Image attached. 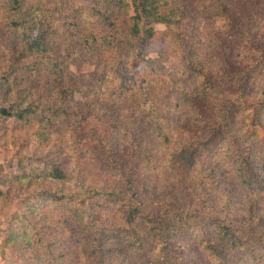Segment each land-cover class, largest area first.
Wrapping results in <instances>:
<instances>
[{
  "label": "trees",
  "instance_id": "obj_1",
  "mask_svg": "<svg viewBox=\"0 0 264 264\" xmlns=\"http://www.w3.org/2000/svg\"><path fill=\"white\" fill-rule=\"evenodd\" d=\"M24 1L7 0L2 5L7 7L8 32L4 33L6 42L2 48L5 66L0 76V96L9 98L12 91L15 114L7 107H0V116L15 115L21 119L25 112H31L37 95L51 98L52 108L43 107L38 112H50L47 117L58 118L64 125L68 123L69 128L79 121V116L87 120V140L106 152L109 161L115 151L111 124L128 128L133 120H138L139 130L132 132L138 144L146 136L151 147L158 144L167 149L166 158L177 177L173 179V189L162 194L167 199L163 202L160 196L146 200L131 177L114 175V179L125 182L116 180L109 184L108 179L102 189L91 183L87 188L81 185L80 191L68 189L59 196L51 193L52 189H37L34 184L39 185L43 180H34L31 172L21 170L11 179L19 185L25 183V195L33 199L26 203L23 200L27 195L24 196L7 221L2 230V247L15 250L21 257L26 255L29 264H56L60 259L67 261L66 264H167L170 253L167 250L175 247L182 253L192 254L198 246L207 247L213 253L214 264H264V198H260L264 196V0H208L212 6L207 14L220 17L225 30L220 33L225 41L220 42L218 32V42L213 39L216 42L206 58V52L195 48L199 42L191 40V36L185 38L178 31L181 19L186 17L182 9L189 8L186 0H86L91 2L92 9L103 8V18L108 19L112 14L121 18L119 32L131 40L137 56L148 53L144 45L153 36L152 25L165 26L151 47L157 55L149 64L153 76L139 79L147 86V95L157 90L160 81L165 83L163 64L178 52L194 71L197 82L203 83L199 92L186 87L159 90L163 92L153 95L147 107L141 106V100L134 105L135 98L126 94L128 82L123 79L128 76L121 74L122 58L123 53L128 57L130 50L113 53L112 43L121 39L112 21H106L103 26L110 37L102 35L105 40L100 43L93 38L87 45L88 39L82 34L85 36L82 42L91 48L94 60L102 62L104 67L89 74L83 90L85 100L66 106L80 82V75L66 77L61 67L64 62L52 56L55 47L52 44H58L59 40L46 19L53 11L62 12L61 7L68 9V5L55 0L54 7L41 11L30 9L29 5L24 7ZM79 9L75 8V13L79 14ZM168 37L178 44L169 46L176 52L166 47ZM105 50L109 53L105 54ZM66 78L72 86L65 83ZM29 86L35 87V97L30 98L34 90H29ZM103 87L107 91L103 107L111 113L105 125L100 124L99 117L96 124L88 116L91 101L99 103V90ZM131 93L138 96L133 87ZM124 94L133 99L131 107L137 112L122 117L120 113L126 102L117 98ZM179 104L187 106L177 110L181 107ZM43 139H47L46 134ZM148 150L158 161L155 156L159 150L153 147ZM146 151L147 148L143 153ZM138 155L141 162L143 154ZM146 156L151 161L149 153ZM152 163L151 168L158 167L156 162ZM224 165L233 168L246 191L240 194L249 203V216L243 222L229 218L232 208L229 198L225 199L219 192L212 196L210 190L206 198L203 183L207 186L215 183V174ZM100 166L108 168L105 162H100ZM198 168L200 172L196 173ZM47 170L62 180L64 171L59 165L53 164ZM82 171L81 181H91L89 169ZM7 179L3 178V182ZM0 194H3L1 190ZM219 198L228 209L226 213L221 214L214 204L206 205ZM154 199L158 201L155 204ZM88 202L92 203L91 212L101 221L99 229L92 227V218L89 222L86 220L90 211ZM72 235H78L77 240ZM154 252L157 256L151 257ZM190 260L188 264H195Z\"/></svg>",
  "mask_w": 264,
  "mask_h": 264
},
{
  "label": "rangeland",
  "instance_id": "obj_2",
  "mask_svg": "<svg viewBox=\"0 0 264 264\" xmlns=\"http://www.w3.org/2000/svg\"><path fill=\"white\" fill-rule=\"evenodd\" d=\"M61 1L65 5H68V9L60 6L63 11H53L51 15L47 16L46 20L47 22L49 21L55 30L54 33L57 34L56 38L59 40L58 44H52L55 45V47L51 54L64 62L61 65L63 74L66 77L75 76L78 78L80 75V82L74 87L76 90L66 101V106L71 107V103L75 101L82 103L85 100L83 90L86 89H84V84L88 83L90 78L89 74L95 70H103V63L94 60L95 58L91 48L86 47L82 40L86 36L88 45L93 41V38L96 39L98 43L105 40L102 35L106 34L109 38L110 35L103 27L106 21L108 23L110 21L115 22V28L118 29L117 37L121 39L119 42H116V44L112 43V47L114 48L113 53H123L124 51L130 50L128 57L123 53L124 57L122 58V64L124 67L121 70V74L124 75V77L126 74L128 76V78L123 79L128 82L126 84V94L135 98V103L131 101L133 100L132 98H128L125 94L117 98V100L121 102H126L125 105L122 103L123 107L120 113L122 117L130 116V114L137 112L135 107H131L133 103L134 105L137 104V100H141V106L145 104L147 107L152 102L151 99L153 95L156 96L162 93L163 91L159 92V90H163L164 88L186 87L187 90L196 89L198 92L200 91V87L203 86V83L201 81L197 82L198 79L195 77L194 71L190 70L186 61L181 57V53L178 52L176 56L172 54L168 57L163 64L165 69L162 71L165 77V83L160 81L157 85V90L148 95L146 94L147 86L139 79L140 77L146 78L153 76V71L152 73L149 71V64L157 55L151 51V47L159 40V32L165 29L163 24L155 23L152 25V30L154 31L153 36L149 39V43L144 45L148 53L137 56L134 54L135 47L131 45V40L125 39L122 32H119L122 28L121 18L113 14L110 15L108 19L103 18V8L99 6H95L93 9L90 8V1ZM186 1H188L189 8L182 9L185 11L186 17L181 19L178 31L181 32L185 38L191 36L193 37V39L190 38L191 40L199 42L195 48L201 49V52H206L204 55L206 58V54L210 52L214 43L217 41L216 34L218 32V36L221 37L220 42L225 41V37L220 33L225 31L223 30V23L220 21L219 16L207 14V12H210L212 6V3L208 0ZM202 2H204L205 5L200 6ZM6 3L7 0H0V76L5 66V62L3 61L4 57L2 55V48H4L3 46L6 42V35L4 33L8 32L6 31L8 28L7 7L2 6ZM53 4H55V0H25L23 6L29 5L30 9L46 11L54 7ZM115 5L117 6V3ZM79 7V14H77L74 9ZM128 12L132 14L131 9H129ZM37 31L36 29L34 33ZM83 33H85L84 37H82ZM200 38L201 40H199ZM213 39L216 41L214 42ZM228 40H230V38H228ZM177 45L178 44L173 41L172 37L167 38L166 47ZM170 47L169 50L171 52H176L173 48L170 49ZM108 53L109 50H105V54ZM65 83L72 86L68 78L65 79ZM184 83L185 85H183ZM132 87L134 88V93L138 96L132 95ZM28 88L29 90H34V95H30V98H32V96L35 97L37 95L35 87L31 89L29 86ZM99 91H101L99 103L91 101L88 116L89 119L96 124L99 122L97 120L99 117L100 124L105 125L104 121L111 113L109 111L106 112L103 107V99L107 96L105 87ZM9 94H11V97H7L6 99L0 96V107H7L15 114V103L13 102L14 95L12 91ZM50 100L53 103V99L42 98L37 95L31 105V112H25L21 119L17 118L15 115L9 117L0 116V190L3 193L0 194V264H29L25 260L27 258L26 255L21 257L15 250L9 247V249H5L1 244L3 236L2 230L7 226V221L10 217L17 211L21 200L27 195H25L27 191L25 183L19 185L16 181L11 179L13 174L21 170L31 172L34 180H43L39 185L34 184L37 189H42L44 191L52 189L51 193L55 192V194L59 196H62V193H65L68 189L80 191L83 187L87 188L91 183L97 188L102 189L104 182L108 179L110 180L109 184H112L116 180L120 182L121 180L114 179V175H117V178L131 177V180H136L137 186L142 193H144L146 200L160 196V198H164L163 202H166L167 199L163 197L162 194H165L174 187L173 179H175L177 175L174 177L172 163L166 158V156L169 155L167 149L165 150L159 147L158 144L152 146L154 149L159 150L155 156L159 158L157 161L152 157L154 153L151 155L148 150V148H152L148 143V137L145 136V140L140 144H138V139L134 138L132 132L139 130L138 125L140 122L138 120H133L128 128L116 127L114 123L111 124L114 129L111 136L112 141L114 140L115 142V146L113 147L115 151L111 156L114 161H111L112 159L109 161V159L106 158V152H103L102 149L95 148L94 145L87 140V128L89 127V122L87 120L79 116V121L73 124L72 128H69L68 123L64 125L58 118L52 119L53 116L47 117L50 116V112H38V110H42L43 107L52 108L53 105H51ZM166 100H171V98L161 101L166 102ZM167 103L170 104V102ZM179 106L181 107L177 108V110L183 109L187 105L179 104ZM21 108L25 107L22 106ZM33 108H35V111H33ZM82 109H85V106ZM33 113H37L38 115H34ZM76 114L77 113H75V115ZM48 118H50V120ZM44 134H46L47 139H43ZM146 148L147 151L143 153ZM148 153L151 161H147L146 155ZM138 154H143L141 162H139ZM161 156L166 159H160ZM100 162H105L108 168L103 169L100 166ZM152 162H156L158 167L151 168ZM53 164H57L63 169L64 176L62 180L53 177L50 175L51 172L47 170L48 168H52ZM84 168L89 169L88 173L91 175V177L88 175V179L91 181L86 183L81 181V179H83L82 169ZM104 170H108L110 174H114L111 177V175L104 172ZM199 172L198 168L196 173ZM171 177L173 178L170 179ZM3 178H8L9 180L7 179V181L3 182ZM214 179L215 183L209 186L203 183V185L206 186V198L208 197V190L213 191L212 196L219 192L220 196L224 195L225 199L227 197L231 202L232 208L229 209L231 210L229 218H232L234 221L236 220V222L247 220L249 216V203L246 198L243 200L240 196V194L246 191L242 188L243 186L239 182V178L234 173L233 168L224 165L223 168L219 170V173L215 174ZM122 182L123 181H121V183ZM81 185H83V187ZM241 188L244 191H242ZM153 190L156 192L153 193ZM27 197L28 195L23 201L30 203L33 196H31V198ZM260 198L262 199L264 196ZM48 200L51 199L48 198ZM220 200L221 198L213 202L212 199V201L206 203V205L214 204L221 214L222 212L226 213L228 209L225 207V203ZM157 202V199H154V204ZM87 207L90 211L89 215H86V220L89 222L92 218V227L96 229L101 228V221L94 216V211L93 213L91 212L92 203L88 202ZM103 214L104 212L102 215ZM102 215H99L100 218H102ZM72 237L77 240L78 235H72ZM167 251L170 252L166 259L167 264H183L184 262L188 264V258H191L192 261H190L193 263L195 261V264H214L213 253L207 247H202L200 249L198 246L192 254L188 252L182 253L180 249L177 250L175 247ZM156 256L157 254L154 252V255L151 257ZM58 262L59 263L56 264L67 263V261L62 262L61 259L58 260Z\"/></svg>",
  "mask_w": 264,
  "mask_h": 264
}]
</instances>
